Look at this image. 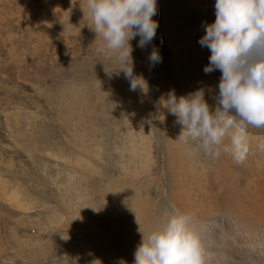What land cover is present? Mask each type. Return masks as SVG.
Wrapping results in <instances>:
<instances>
[{"label": "rangeland", "instance_id": "obj_1", "mask_svg": "<svg viewBox=\"0 0 264 264\" xmlns=\"http://www.w3.org/2000/svg\"><path fill=\"white\" fill-rule=\"evenodd\" d=\"M80 4L84 0H0V264H85L81 250L65 244V236L60 243L56 240L45 207L57 204V187L67 183L68 172L77 169L82 176L85 166L76 159L92 154L96 145L101 147L96 152L104 185L120 181L123 190L149 200V221L166 222L174 209L168 196L173 180L166 146L178 147L183 141L176 140L180 125L170 138L169 120L177 123V117L162 100L170 92L179 98L204 90L205 99L216 106L221 72H204L210 50L199 43L204 25L215 20V0H157L155 39L143 49L138 47L139 36L130 41L133 71L146 82V94L130 90L123 71L114 70L120 66L115 56L101 50L103 42L87 24L81 27ZM153 48L162 57L155 66L148 60ZM145 146L151 154L147 166ZM187 148L193 150V145L184 142ZM195 155L211 161L202 153ZM7 192L17 195L16 202ZM36 198L40 202L27 209ZM106 207L117 216L107 220L109 227L118 235L120 227L125 237L127 212L110 202ZM218 221L217 236L207 245L213 259L227 253L230 264L234 253L240 257L238 264H264V240L251 245L244 235L225 231L224 217ZM252 224L263 227L261 221Z\"/></svg>", "mask_w": 264, "mask_h": 264}, {"label": "clouds", "instance_id": "obj_2", "mask_svg": "<svg viewBox=\"0 0 264 264\" xmlns=\"http://www.w3.org/2000/svg\"><path fill=\"white\" fill-rule=\"evenodd\" d=\"M81 9V27L87 24L103 42L101 50L115 56L120 66L114 70L123 71L130 90L146 94V82L133 71L130 41L139 36L143 49L155 39L157 0H84ZM204 27L199 43L210 50L204 72H221L215 108L204 90L179 98L170 92L162 105L182 125L176 140L190 142L193 154L212 160L230 154L242 163L249 152V129H264V0H215V20ZM148 60L151 66L162 61L158 49ZM140 231L133 264H210L205 239L192 227V217L179 209L167 215L163 226Z\"/></svg>", "mask_w": 264, "mask_h": 264}, {"label": "bare ground", "instance_id": "obj_3", "mask_svg": "<svg viewBox=\"0 0 264 264\" xmlns=\"http://www.w3.org/2000/svg\"><path fill=\"white\" fill-rule=\"evenodd\" d=\"M169 121V125L172 128L169 136L173 138L172 133L174 131L178 132L179 125H182L174 122V120ZM147 135H142L143 139H147ZM248 144L249 152L242 163L235 162L230 154L222 155L219 160L211 159L210 162H203L193 154V150L184 149V142H179L178 147H176L175 143H168L166 146L167 157L170 162L171 180H173V186L172 189L170 188L171 192L168 196L175 209H179L192 217V227L202 234L207 245L214 236H217L215 234L218 232L216 227L220 224L218 223L219 217H224L225 223H223L225 226L223 227L225 231L232 230L236 234L244 235L247 238L245 240L247 243L252 245V242H255V244L257 242L258 246H260L264 240V236H262L264 235L262 231L264 228V129H249ZM130 146H132V142H130ZM148 148L145 146L142 151L145 166L148 165L147 162L151 157ZM100 149L101 147L96 145L92 154L83 153L79 159H76V164L85 166V168L80 170L82 176L77 169L71 170L65 178L67 183L64 181L65 185L59 184L58 187L56 186L58 206L57 204L54 206L59 209L62 208V210L57 212L58 210L56 211L54 206L51 204L47 205L45 208L47 209V214L50 215L49 223L50 226L55 228L57 233L56 240L59 243L63 239V235L68 239L65 244H74L75 247L81 250L85 264H121L122 261L126 262V264H133L135 250L139 242L142 241L140 230L144 231V227H147L145 229V233H147L163 226L165 220L161 224L156 221H149L151 217L149 200L142 197L140 193L123 190L120 187V181L117 182L112 179L104 185L102 176L100 177L98 171L101 170V163L96 150ZM180 150L184 151L180 152ZM54 158L60 159L61 157L56 155ZM55 175L56 179L57 174L55 173ZM61 188L71 191L66 194V190H64L66 193L62 192ZM7 196L14 201L17 197L14 192H7ZM40 200L39 198L34 199V205L31 204L27 209L31 210ZM108 202L113 206L120 205L127 212L128 219L126 220L128 222L126 229L123 231L127 238L126 241L128 242L129 240V244L123 241L125 237L124 234L122 235L120 227L118 228L120 231L119 235L118 232L112 230V227H109L110 224H108L107 220H113L117 216L114 218V213L106 207ZM17 205L22 207L19 203ZM52 218L53 220L50 221ZM258 221L263 223L261 230L258 228L259 224H252ZM115 224L119 225L118 222ZM231 248L233 249V247ZM207 252L210 257V264H227V253L224 255L219 253L221 259H213L212 255L214 253L209 252L208 249ZM45 256L41 257L45 259ZM248 256L250 257V255ZM239 258V255L232 253L230 264H238ZM249 263L250 261H248Z\"/></svg>", "mask_w": 264, "mask_h": 264}]
</instances>
